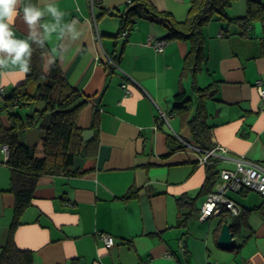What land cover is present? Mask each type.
<instances>
[{"label":"crops","instance_id":"0c3cea01","mask_svg":"<svg viewBox=\"0 0 264 264\" xmlns=\"http://www.w3.org/2000/svg\"><path fill=\"white\" fill-rule=\"evenodd\" d=\"M149 1L175 20L188 15L190 0ZM130 2L54 0L64 13L62 23H74L79 34L45 38L44 68L56 60L67 83L88 100L76 123L82 132H91L85 143L81 132L82 162L71 165L78 172L39 179L15 229L16 246L30 250L34 264H264V197L259 193H228L240 206L237 216L222 212L198 218L208 193L200 191L206 167L198 164L197 151H170L166 144L168 135L195 144L187 120L198 96L192 79L181 76L190 45L166 39L163 24L148 17L136 19L121 36L118 14ZM25 3L44 7L42 0ZM246 7L247 0H235L226 9L228 19L214 18L204 26L206 60L195 83L215 84L213 97L204 101L213 145L227 148L232 158L243 155L264 164V101L255 86L257 79L264 80V21L243 29L235 20L246 14ZM53 22L49 15L40 21ZM13 31L27 38L22 6ZM157 39L166 40L161 51L153 45ZM24 80L18 69L0 68L4 93L10 95ZM5 104L0 95V128L10 125ZM159 109L168 122H156ZM7 155L0 143V252L15 205ZM219 162L227 167L218 168ZM233 167L232 160L215 164L219 171ZM219 186L218 174L210 191ZM182 195L198 208L187 226L179 224L177 199ZM222 223L233 235L225 248L217 244ZM101 233L112 236L110 247Z\"/></svg>","mask_w":264,"mask_h":264},{"label":"trees","instance_id":"16d2710c","mask_svg":"<svg viewBox=\"0 0 264 264\" xmlns=\"http://www.w3.org/2000/svg\"><path fill=\"white\" fill-rule=\"evenodd\" d=\"M234 1L190 0L188 15L181 21L166 12L157 11L149 0H132L118 14L120 32L128 30L136 19L148 17L163 24L166 39L188 41L190 48L183 60L181 76L187 75L192 79L198 106L187 120V125L195 141L192 145L202 150L214 147L210 128L205 122L204 101L216 92L213 83L204 87L195 83V76L206 60L203 28L214 18L228 19L226 9ZM96 3L97 0H93V4ZM253 21H264V4L247 0L246 14L235 22L246 29ZM32 48L31 71L25 74L24 82L4 98L10 125L8 128H0V143L8 146L7 164L11 169L10 189L15 195V205L8 238L0 252V264H34L32 252L18 248L14 242V232L20 224V217L31 204L39 179L54 174L78 172V168L71 169L73 158L84 153L81 147L82 129L77 126L76 117L88 100L67 83L56 60L44 68L45 56L49 52L45 43L43 46L33 44ZM182 94L183 91L177 95ZM23 108H27L28 112L22 116L20 110ZM26 128L38 129L40 146L27 145ZM166 144L170 151L186 147L172 135H168ZM216 162L205 165L206 176L200 190L202 193L209 192L216 182L219 174V170L215 169ZM177 208L179 224L182 226H187L198 212L194 199L185 195L177 199Z\"/></svg>","mask_w":264,"mask_h":264},{"label":"built area","instance_id":"2783aa9c","mask_svg":"<svg viewBox=\"0 0 264 264\" xmlns=\"http://www.w3.org/2000/svg\"><path fill=\"white\" fill-rule=\"evenodd\" d=\"M127 29L121 31V36H126ZM166 43L164 39H157L153 42L157 51H161ZM109 61L116 65L113 60L108 58ZM126 93H129V89L125 84L121 85ZM255 86L260 94L262 102L264 101V80L257 79ZM0 95L4 98L8 95L0 88ZM17 97L15 98V103ZM168 122L166 114L162 110H158L157 121ZM157 125V123H156ZM176 135V134H175ZM182 144L186 148H190L198 152L197 162L201 166H205L212 161H233L234 167L223 168L219 171L220 186L217 189L209 191L199 208L198 218L200 220L209 219L213 216L220 215L222 212H228L232 216H237L240 212V206L235 203L228 195L229 192H239L242 189L253 190L264 197V164L262 162L250 161L245 156L239 155L237 157H230L228 155L229 150L225 147L216 145L210 150H202L186 140L179 138ZM4 152L8 153V146L2 144ZM103 244L106 247H110L113 244V238L107 233L100 234ZM181 249V241L179 243ZM69 264V263H64ZM218 264V263H216Z\"/></svg>","mask_w":264,"mask_h":264},{"label":"clouds","instance_id":"9594fccd","mask_svg":"<svg viewBox=\"0 0 264 264\" xmlns=\"http://www.w3.org/2000/svg\"><path fill=\"white\" fill-rule=\"evenodd\" d=\"M44 7H38L25 0H0V68L13 67L22 74L31 71L32 45L43 46L44 39L57 33L59 37L75 39L78 31L74 23H62L64 13L55 5L54 0H42ZM22 6L23 20L28 26L26 39L16 37L13 31L15 21ZM49 15L53 23L41 24Z\"/></svg>","mask_w":264,"mask_h":264},{"label":"water","instance_id":"95a60500","mask_svg":"<svg viewBox=\"0 0 264 264\" xmlns=\"http://www.w3.org/2000/svg\"><path fill=\"white\" fill-rule=\"evenodd\" d=\"M91 130H84L82 132V139L84 143L88 139V133ZM26 140L29 146H33L38 141L39 131L36 128H26ZM84 145V144H83ZM80 162H82V157L76 156L73 160V168H76ZM232 232L230 231L229 224L222 223L219 236L217 238V244L220 247H229L232 244Z\"/></svg>","mask_w":264,"mask_h":264},{"label":"rangeland","instance_id":"374dc122","mask_svg":"<svg viewBox=\"0 0 264 264\" xmlns=\"http://www.w3.org/2000/svg\"><path fill=\"white\" fill-rule=\"evenodd\" d=\"M24 112H25L24 109L20 110V113H21L22 116L24 115ZM217 167H218V168H221V167H227V166H226L225 164L223 165V163L219 162V163L217 164ZM229 169H231V168H229ZM231 193H233V192H229V194H231Z\"/></svg>","mask_w":264,"mask_h":264}]
</instances>
